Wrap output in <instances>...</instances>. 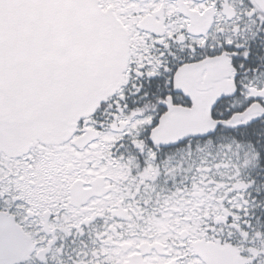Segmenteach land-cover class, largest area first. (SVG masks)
Instances as JSON below:
<instances>
[{
	"label": "snow or ice",
	"instance_id": "6c2138e0",
	"mask_svg": "<svg viewBox=\"0 0 264 264\" xmlns=\"http://www.w3.org/2000/svg\"><path fill=\"white\" fill-rule=\"evenodd\" d=\"M0 264H264V0H0Z\"/></svg>",
	"mask_w": 264,
	"mask_h": 264
}]
</instances>
